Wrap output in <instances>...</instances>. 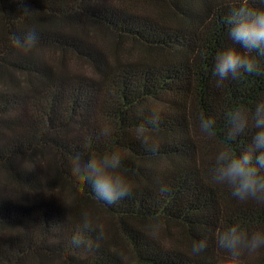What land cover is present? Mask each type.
I'll list each match as a JSON object with an SVG mask.
<instances>
[{
	"label": "trees",
	"instance_id": "trees-1",
	"mask_svg": "<svg viewBox=\"0 0 264 264\" xmlns=\"http://www.w3.org/2000/svg\"><path fill=\"white\" fill-rule=\"evenodd\" d=\"M239 3L0 0V264H264V248L232 256L214 242L233 223L264 230V205L210 179L218 149L250 140L225 138L226 113L264 99V75L217 87L211 74L216 52L232 46L223 18ZM28 30L39 41L24 54L13 39ZM200 114L216 118L212 136L200 133ZM81 140L123 153L128 196L108 205L95 195L76 162ZM85 215L102 236L93 230L91 246L75 248ZM202 238L207 248L191 256Z\"/></svg>",
	"mask_w": 264,
	"mask_h": 264
},
{
	"label": "clouds",
	"instance_id": "clouds-1",
	"mask_svg": "<svg viewBox=\"0 0 264 264\" xmlns=\"http://www.w3.org/2000/svg\"><path fill=\"white\" fill-rule=\"evenodd\" d=\"M264 4V0H260ZM24 12H28L25 8ZM227 38L232 46L218 50L214 56L212 76L217 87L228 80H237L243 75H264L261 60L264 59V8L249 6L248 0H240L239 4L229 6L223 18ZM39 37L35 30H28L13 39L14 47L27 54L38 44ZM151 123L158 120L157 113H150ZM217 120L212 115L200 114L198 129L204 136H212ZM100 136L107 137L110 130L100 129ZM242 135H250V140L240 151L233 152L229 148L216 151L213 167L210 169V179L214 184L223 185L231 196L239 202H254L264 205V99L258 100L252 109L236 107L226 113L225 138L236 141ZM137 138L144 145H150V139L144 126L138 130ZM123 153L119 149L100 153L91 151L87 140H81L77 145L76 162L83 179L91 186L95 195L108 205L115 204L128 196L133 185L120 171ZM162 185L161 193L167 191ZM96 230L102 236V231L93 224L87 215L70 236V244L75 248L91 246L92 241L87 233ZM217 248L238 256L247 249L255 252L264 248V230L247 231L239 223L226 226L214 234ZM208 246L206 239L194 240L190 247V255L201 254Z\"/></svg>",
	"mask_w": 264,
	"mask_h": 264
},
{
	"label": "rangeland",
	"instance_id": "rangeland-1",
	"mask_svg": "<svg viewBox=\"0 0 264 264\" xmlns=\"http://www.w3.org/2000/svg\"><path fill=\"white\" fill-rule=\"evenodd\" d=\"M11 191H13L14 190V193H16L17 195H19V196H26L25 195V192L24 191H22V190H19V189H15L13 186H11V185H9V186H7Z\"/></svg>",
	"mask_w": 264,
	"mask_h": 264
}]
</instances>
